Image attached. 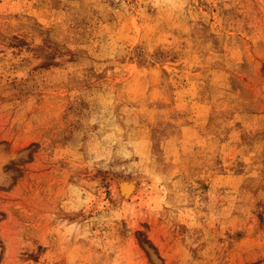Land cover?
<instances>
[{
    "label": "rangeland",
    "instance_id": "obj_1",
    "mask_svg": "<svg viewBox=\"0 0 264 264\" xmlns=\"http://www.w3.org/2000/svg\"><path fill=\"white\" fill-rule=\"evenodd\" d=\"M0 264H264V0H0Z\"/></svg>",
    "mask_w": 264,
    "mask_h": 264
},
{
    "label": "bare ground",
    "instance_id": "obj_2",
    "mask_svg": "<svg viewBox=\"0 0 264 264\" xmlns=\"http://www.w3.org/2000/svg\"><path fill=\"white\" fill-rule=\"evenodd\" d=\"M127 194H128V193H127ZM128 196H129V195H128ZM126 198H127V196H126ZM126 198H125V199H126Z\"/></svg>",
    "mask_w": 264,
    "mask_h": 264
}]
</instances>
